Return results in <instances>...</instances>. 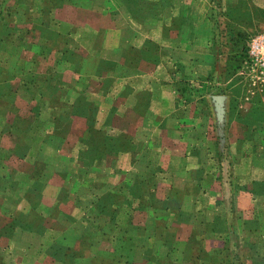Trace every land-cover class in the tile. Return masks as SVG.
Wrapping results in <instances>:
<instances>
[{
  "label": "rangeland",
  "instance_id": "374dc122",
  "mask_svg": "<svg viewBox=\"0 0 264 264\" xmlns=\"http://www.w3.org/2000/svg\"><path fill=\"white\" fill-rule=\"evenodd\" d=\"M92 3L100 8H81ZM132 19L140 21L137 42L152 40L145 48L149 64L166 71L155 80L173 83L185 100L191 97L200 102L203 116H212L208 135L205 132L201 140L213 141L219 170L226 167L233 175L234 160L243 155L245 147L256 151L258 160L264 159V0H0V189L8 187L16 192L19 185L26 187L34 182L36 191L31 194L37 197L38 189H45L51 174L57 181H65L66 171L71 181L57 196L69 200L67 217L57 208L56 213L72 227L67 240H72L75 232L84 240L81 251L62 252L67 257L62 260L64 264H70L71 257H75V264H264V201L257 203L263 215L260 225L254 220L245 221L243 237L230 232L213 235L206 228L216 212L225 215L214 226L231 221L227 216L231 210L228 199L221 208H206L203 201L185 204L184 210L175 205L178 217L171 220L168 205L164 208L166 203L154 207L152 203L131 202L147 179L137 178L131 185H123V174L110 170L123 142L110 134L120 131L125 123V116L119 114L125 103L110 106L112 96L125 79L135 77L127 73L126 67L134 63L129 57L140 52L122 44L115 50L116 60L107 59L103 51L106 44L102 46L99 41L93 49L100 48L101 52L93 54L103 59L94 60L95 65L91 56L89 60L78 59L81 47L71 38L78 29L84 34L82 39L89 41L84 46L89 47L93 28L97 27V36L107 39L108 33L119 30H112L113 26H123ZM197 25L201 32L210 30L207 45L194 40ZM124 33L118 35H133V31ZM113 61L115 75H107L113 70ZM83 63L86 67L81 68L79 76L76 69ZM67 67L74 73L66 79ZM96 77L100 78L96 84L102 85L100 95L94 89ZM79 83L86 85L85 91L75 87ZM55 84L58 86L49 89ZM109 86L113 88L109 90ZM81 92L83 99L77 100ZM37 126L52 133L51 148L72 152L75 157H62L61 161L59 155L46 152L35 140L37 154L30 152L47 160L45 169L39 163L37 170H29L31 166L27 170L29 161L24 156ZM101 130H106L109 138ZM77 153H82L80 159H76ZM55 157L57 163L52 161ZM95 164L99 171L93 169ZM81 170H85L84 178ZM79 177L83 185H79ZM261 182L257 191L264 199ZM38 202L37 211L43 212L45 206ZM151 207L156 208L154 214L149 211ZM87 210L90 213L85 216ZM81 211L85 218L77 226L72 225ZM95 247L105 250L98 254L99 262L89 263Z\"/></svg>",
  "mask_w": 264,
  "mask_h": 264
},
{
  "label": "crops",
  "instance_id": "0c3cea01",
  "mask_svg": "<svg viewBox=\"0 0 264 264\" xmlns=\"http://www.w3.org/2000/svg\"><path fill=\"white\" fill-rule=\"evenodd\" d=\"M81 8L89 10L100 8V6L92 3L88 6H81ZM65 21L68 20L65 19ZM36 26L39 25L34 27ZM123 27L124 29H122ZM96 28L93 29L95 30ZM131 28L133 29L130 32ZM198 28H201L200 25L196 26L194 40L197 38L202 45H207L210 40V30L201 32ZM116 29H119L117 33H108L107 39L104 36H97L98 30H93L91 47L84 46V44L89 45V41L82 39L84 34L80 33L78 29L74 31L71 38V40H75V44L78 43V46L81 47V54L78 59L89 60L88 56H91L92 59L94 58L93 62L103 59V57L96 58V55H94L98 51L101 52L100 48L98 50L93 49L99 41H102V46L104 43L106 44L103 46L105 47L103 51L107 52V59L116 60L117 54L115 50L122 44L130 46L131 51L140 52L135 57H129L134 60V63H129V67H126L127 73L135 75V77L132 80L130 78L129 81L125 79L121 88L117 90L118 92L112 96L113 99L110 106L121 107L125 103L123 110L119 111V114L125 116V123L120 128V131L110 134V137L114 139H123L122 148L118 154L120 157L117 156L116 160L113 161L110 170L123 174V183L120 182L123 185H131L134 180L138 181L137 178L147 179L140 186L142 195H140V191L136 192L139 196L137 195L136 199L131 200V202L137 201L140 205L152 203L154 207L159 202L166 203L164 208L168 205L166 210L171 220L178 217L175 213V205H180L184 210L185 204L191 206L203 201L206 204V208H212L213 206L221 208L228 199L231 210L229 213L227 212V216L230 215L231 221L225 225L214 226V222L225 215H219V212H214L215 214L208 222L206 230H210L213 235L230 232V234L243 237L242 235L245 233L242 230L244 222L254 220L260 225V219L263 216L259 212L257 203L264 201V199L259 196L260 193L257 190L263 184L261 181H264V159L258 160L259 157L255 154L257 152H252L250 147H245L243 155L237 156L238 158L234 160L233 175H231L232 170H228L226 167L220 171L221 165L217 164L216 158L213 156V152L218 151L216 148L211 147L213 141H211V138H209L208 143L201 140V137L205 138V132H208V124H210L212 116L209 114L203 116V112L199 111L200 106L198 105H201L200 102L193 100L191 97L189 100H185L181 97L179 88L177 89L173 83L165 84V82H162L160 84L155 80V76L160 75L163 77L166 71L159 65L149 64L148 56H146L148 51L145 48L148 44H151L152 40L145 38V44L137 42V39H139L140 21L132 19L130 22L128 20L123 26H113L112 30ZM123 31L125 33H132L133 31V35L128 37L125 33L124 36L118 35ZM137 33L138 35H136ZM57 38L59 39V36ZM116 43L120 44L116 47ZM197 47L200 46L196 45L195 48ZM90 50H92V53ZM123 50L126 49L123 48ZM113 65L111 67L113 70H108L107 75H115L114 61ZM78 67L80 69L76 70L81 76L82 73L80 74V72L83 71L81 68L86 67L85 63L82 66L78 65ZM73 73L68 67L64 69L65 78ZM72 79L78 80L77 77H72ZM99 80L100 78L96 77L94 83V89L98 92L97 95H100L99 92L102 89L101 84H96L100 82ZM78 85L80 86L75 87L79 91H85L87 88L83 83ZM57 86L58 84H55L49 89ZM111 88L113 87L109 86L108 89L110 90ZM195 91L196 87L190 90V94ZM80 99H83L82 92L77 97V100ZM189 102H193V104L190 105L188 104ZM207 104L210 105V102L208 101ZM108 122L111 124V120ZM37 128L36 135L31 137V145L24 156L29 161L27 163L29 165H26V168L28 167L27 170L29 166H31L29 170H37L36 164L40 163L43 166L44 162L47 161L42 157H34L32 154H37L34 145L35 140H37L39 147L43 150L47 149L46 152L54 153L56 156L59 155V160L61 161L62 157H75L72 152H62L58 147L59 151L51 148V145H54L52 133L45 127L40 128V126H37ZM240 128L242 129V127ZM101 132L103 134L105 132V135L108 136L106 130H101ZM207 132L206 135H208ZM224 134L227 135V132H224ZM65 136L67 137V132ZM39 147L37 148L39 149ZM237 150L239 149L237 148ZM81 154L77 153L76 159H80ZM32 157L34 159L31 160ZM52 161L57 163L56 157ZM79 164L82 169V161ZM41 169H45V166L41 167ZM93 169L99 171V165L95 164ZM19 170L22 171L23 167H20ZM81 171L80 174L84 178L85 170ZM227 171H231V173L229 174ZM54 176L56 175L51 174L50 178L48 177L45 189L43 187L42 190L38 189L39 195L37 197L35 194H31V191H36L33 190L36 187L34 182L28 183V185H25L26 187L19 185V188L15 189L16 192H12L11 188L8 187H6V190L0 189V264H64L62 260L67 257L62 252H68L69 250L73 252L81 251V243L84 237H80V234L75 232L76 235L70 240L71 242L66 238L68 230L71 231L72 227L64 224L61 214L67 217L69 200H67V197H64V199L59 197V195L57 196L63 185L68 187L71 177L69 178L66 171L65 181L64 179L57 181ZM77 181H79V185L84 183V180L80 177ZM110 186L112 185L110 184ZM147 188L148 191H146ZM178 195L179 198H176ZM175 198L176 200H174ZM125 200L128 201L127 198ZM36 202H38V205L45 206L43 212L37 211ZM78 202L75 204L78 205ZM96 207L97 205L93 206V208ZM56 208L61 213L60 215L56 213ZM177 209L179 212L180 209L178 207ZM149 211L154 214L156 208L151 207ZM81 213L82 215L75 218L76 221H72V225L77 226L80 220L85 218L90 211L87 210L85 216L83 211ZM193 215L194 213H192ZM39 220L43 224L38 226ZM189 222L191 226L190 234H192L193 217ZM254 226L256 227L257 225ZM36 236H38V239H36ZM214 237L216 238V236ZM99 247L92 249L93 254L89 263L101 260L98 254L105 249L104 247ZM58 252L61 255H58ZM94 255L96 258H93ZM70 264H75V257H71Z\"/></svg>",
  "mask_w": 264,
  "mask_h": 264
}]
</instances>
